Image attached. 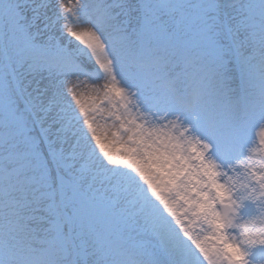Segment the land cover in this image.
I'll return each mask as SVG.
<instances>
[{
	"label": "snow or ice",
	"instance_id": "snow-or-ice-1",
	"mask_svg": "<svg viewBox=\"0 0 264 264\" xmlns=\"http://www.w3.org/2000/svg\"><path fill=\"white\" fill-rule=\"evenodd\" d=\"M0 264H264V0H0Z\"/></svg>",
	"mask_w": 264,
	"mask_h": 264
},
{
	"label": "rangeland",
	"instance_id": "rangeland-1",
	"mask_svg": "<svg viewBox=\"0 0 264 264\" xmlns=\"http://www.w3.org/2000/svg\"><path fill=\"white\" fill-rule=\"evenodd\" d=\"M102 84H103V81L102 80L98 82V85L99 86H102ZM258 126L259 125H257L256 127H254L250 131V134H249V136H250V146L253 147V148H257V149L259 148V144H258V132H259Z\"/></svg>",
	"mask_w": 264,
	"mask_h": 264
},
{
	"label": "bare ground",
	"instance_id": "bare-ground-1",
	"mask_svg": "<svg viewBox=\"0 0 264 264\" xmlns=\"http://www.w3.org/2000/svg\"><path fill=\"white\" fill-rule=\"evenodd\" d=\"M259 127H260V125L258 126V130H259Z\"/></svg>",
	"mask_w": 264,
	"mask_h": 264
}]
</instances>
